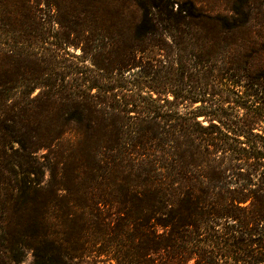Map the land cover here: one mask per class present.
<instances>
[{
	"label": "trees",
	"instance_id": "1",
	"mask_svg": "<svg viewBox=\"0 0 264 264\" xmlns=\"http://www.w3.org/2000/svg\"><path fill=\"white\" fill-rule=\"evenodd\" d=\"M134 1L95 11L115 21L98 30L105 44L75 15L62 45L107 64L84 85L59 84L35 51L0 56V264L27 251L34 264L86 251L264 264V35L247 31V0L223 14Z\"/></svg>",
	"mask_w": 264,
	"mask_h": 264
},
{
	"label": "rangeland",
	"instance_id": "2",
	"mask_svg": "<svg viewBox=\"0 0 264 264\" xmlns=\"http://www.w3.org/2000/svg\"><path fill=\"white\" fill-rule=\"evenodd\" d=\"M171 1L173 5H198L205 10H212L213 13L221 14L227 13L232 5L238 3L237 0ZM124 5H137V3L134 0H0V56H4L7 52L11 53L10 51L14 54L22 53L25 55L35 51L41 60L39 62H42L41 68L45 69L46 73L51 70L61 73L60 80H58L59 84L63 76L66 87L84 85L85 79L96 74L94 70L97 69L93 63L98 62L100 67H106L107 64H103L98 57H92V51L85 53L83 43L77 46L76 44L62 45L65 40L71 41L76 38L72 32L74 25H76L75 15L80 13V19H84L81 23L86 29L87 36L90 34L88 31H90L96 34L98 42L105 44L107 39L100 34L98 35V30L100 27L103 28L108 23L115 21L114 18L96 16L95 11L99 9L100 13H103L106 9H118ZM247 5L251 13L247 31L256 37L260 34L264 35V0H247ZM28 10H32V12H28ZM5 21H8L9 26L3 23ZM127 41L128 45L132 38L127 39ZM53 55H57V58H54ZM76 65L82 69V73L78 76L74 75ZM33 67L37 68L38 64L34 66L27 64V71ZM77 77L82 79L77 81L75 80ZM40 87L38 86L32 92L31 99L38 97L41 91ZM46 153L48 151L42 149L37 155L41 157ZM50 177V172L47 171L45 179L48 180ZM86 241H89V234L84 231L81 242L84 247L83 251L88 248ZM75 263L116 264L115 261L108 260L106 255L99 257L98 254L90 255L87 251L82 257L76 259ZM18 264H34L33 252L27 251L24 260Z\"/></svg>",
	"mask_w": 264,
	"mask_h": 264
}]
</instances>
